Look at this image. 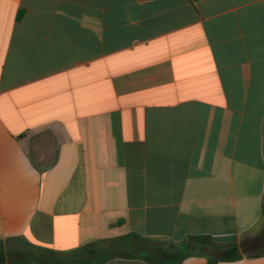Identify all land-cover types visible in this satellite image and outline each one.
Listing matches in <instances>:
<instances>
[{
	"label": "crops",
	"instance_id": "crops-1",
	"mask_svg": "<svg viewBox=\"0 0 264 264\" xmlns=\"http://www.w3.org/2000/svg\"><path fill=\"white\" fill-rule=\"evenodd\" d=\"M263 131L264 0H0L4 264L257 236Z\"/></svg>",
	"mask_w": 264,
	"mask_h": 264
},
{
	"label": "trees",
	"instance_id": "trees-1",
	"mask_svg": "<svg viewBox=\"0 0 264 264\" xmlns=\"http://www.w3.org/2000/svg\"><path fill=\"white\" fill-rule=\"evenodd\" d=\"M20 15V14H19ZM19 15L17 18H19ZM264 148V131H263ZM263 224L260 233L242 240L239 244L219 245L208 236H190L181 242L168 239L142 237L128 233L111 241L108 248L93 242L78 250L73 264H103L113 258H138L148 264H181L190 257H204L209 264L236 261L242 254H264V198L261 204ZM5 257L0 245V264Z\"/></svg>",
	"mask_w": 264,
	"mask_h": 264
}]
</instances>
